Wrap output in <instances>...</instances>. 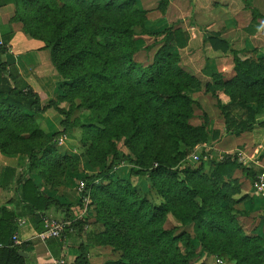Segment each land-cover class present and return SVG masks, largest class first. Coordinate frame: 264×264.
<instances>
[{"label":"rangeland","instance_id":"374dc122","mask_svg":"<svg viewBox=\"0 0 264 264\" xmlns=\"http://www.w3.org/2000/svg\"><path fill=\"white\" fill-rule=\"evenodd\" d=\"M93 9L89 13L78 7L58 10L55 13V20L53 15H51L53 19L49 18V28H47L48 34H51L49 36L57 38L56 41H59L62 46L68 43L65 41L68 30L78 25L83 28L87 24V32L82 31V34L75 39L77 45L83 46L89 38L93 42L98 41L97 38L100 37L98 28L104 25V21L93 13ZM262 9L264 11L263 6ZM187 10L185 8L188 14L189 9ZM157 12L160 15L163 14ZM138 14L124 12L120 17H116L129 23L128 30L133 42L132 60L138 65L147 66L153 63V56L159 48L154 42H159L161 39L156 32L162 28L155 29L154 26L160 27L165 24L159 22L158 14ZM52 20L54 24L50 23ZM168 25L171 29L180 28L184 31L182 26L194 25V21L187 17L177 22L173 20ZM54 26H58L56 30ZM201 34L202 39L207 41L208 34L206 35L203 31ZM188 35L190 40V34ZM187 47L188 44L183 49L174 47L170 53L173 57H177V66L190 75L184 71V67L191 66L190 62L186 58H181L184 54L192 53L186 51ZM46 49L50 54L49 48L46 47ZM196 50L193 48V53L201 55L207 53L204 46H199ZM258 51V48L252 50L246 59H256L254 56L258 54ZM97 53H99L98 50ZM106 53L109 52L106 50ZM116 54L115 51L111 52V58L116 59ZM195 64L199 65V62ZM205 68L216 73L214 66L210 68L205 63ZM53 69L50 80L53 83L50 87L55 88V92L43 100L44 112L34 115V135L30 132L25 134L23 130H20L22 126L15 125L17 135L22 134L21 137L28 140L21 142L14 138V134L11 135L6 149L12 154L4 156L25 159L24 153L32 150L35 156L38 155L37 158L45 155L42 151H48L51 154H47L46 157L58 155L60 159H65V168L62 165L53 170L46 168L49 176L46 182L34 168L28 175L32 176L44 195L57 199L69 209L71 219L83 221L86 233L97 236L103 231L112 232V228L105 227L103 221L97 222L101 218L107 220L106 224L116 226L112 233L120 247L118 252L109 246L93 245L92 240H88V246H102L109 249L112 260L125 254L142 262L141 264H159L160 259L166 260L165 264H171L177 255L186 264H233L226 251L222 249L213 251L208 242L203 240V235L199 234L195 228L194 220L199 217V211L205 207L206 201L216 203V200V205L219 207H228L225 217L233 219L234 230L242 233L244 237L261 238L264 241V198L253 190L255 179L247 177L240 169L225 176L223 182L227 186L226 193L229 200L226 202L222 199L223 195H217L213 189L214 166L210 162L211 158L222 161L225 157L234 155L239 163L250 169L256 176L263 172V169L255 167L256 164L241 161L242 155L238 156V154L245 151L244 146L217 152L214 150V145L218 146L222 139L236 138L258 128L264 129V102L261 105H250V108L255 110L251 128L249 131L236 135L233 129L235 127H226L223 107H228V117L234 122L246 117L244 111L232 103L230 97L222 91L217 90L214 93L212 89L209 90L207 87L210 84H203L200 81L198 89L188 92L192 102L187 105L189 110L184 107L181 109L174 107L163 116L154 113L156 104L150 105L145 97L140 96L139 93L143 94L141 91H132L134 97L131 98L127 108L136 106L139 108L141 123L144 121L146 124L147 119H154L159 125L157 129L152 128L150 132L145 126L143 132L136 138L133 117L130 114L113 120L106 127L101 121L106 120L108 107L101 110L88 107L81 99L84 91L69 92L65 88L70 85V81L64 78L68 74L61 75L55 68ZM257 91L260 90L257 88ZM117 94L115 102L118 105L125 103L124 100L127 97L121 93ZM172 113H187L184 115L187 117L185 124L188 123L193 128H203V134L196 130L186 131L178 123L184 119L175 117L171 115ZM222 143L225 146L228 145L227 141ZM116 154L121 157L120 160L117 159ZM110 163L113 166L107 171ZM200 165L202 166L201 174L190 175V182H188L183 171L187 166L196 168ZM27 168L26 161L25 169ZM155 169H159L157 173L149 175ZM140 170H145L146 174L135 175L134 171ZM172 173H175V176H172ZM194 189L198 192L193 196ZM160 191L163 193L160 194ZM186 192L191 194L187 196ZM171 196L174 199H171ZM140 207L146 209V216L142 210L138 209ZM148 210L155 211L157 215H154L150 225H148L150 219ZM64 215L62 214L59 218L52 217L50 220L62 221ZM160 233L163 239L157 242ZM206 235L209 239L213 238ZM179 237L182 238V242L175 239ZM128 245L131 248H128ZM225 247L228 248L226 245ZM157 248L158 253L153 254L152 250ZM261 249L260 251L264 254V245ZM261 262L264 264V261Z\"/></svg>","mask_w":264,"mask_h":264},{"label":"trees","instance_id":"16d2710c","mask_svg":"<svg viewBox=\"0 0 264 264\" xmlns=\"http://www.w3.org/2000/svg\"><path fill=\"white\" fill-rule=\"evenodd\" d=\"M21 3V8L25 14L26 30L36 40L42 41L50 50V59L54 68L61 74H68L64 78L70 81L65 89L69 92L80 93L83 92L81 99L90 108H96L101 110L108 107V116L105 121H101L107 127L115 119H121L124 115H131L134 123V137L138 138L142 133L143 128L146 126L148 132L152 128L157 129V125L154 119H147L146 124L141 123L139 108L130 107V100L134 97L132 91H141L139 93L141 97H145L150 105L156 104L157 108L154 109V113H158L159 116H163L167 111L176 107L178 109L185 108L189 110L188 104L192 103L191 98L188 96V92L198 89L200 82L187 73L183 72L178 66V59L173 57L171 50L175 47L177 49H183L187 46L189 41L188 33L177 29H166L157 33V36H161L159 42L155 41L154 44L159 48L156 50L153 56V63L151 65L143 66L138 65L132 60L133 42L130 39V33L127 22L118 19L116 16L122 15L124 12H131L139 15L143 14L134 0H18ZM169 0H160L158 5V11L164 13ZM246 7L249 4L246 3ZM78 7L86 13L94 8L98 18L104 21V25L99 26L98 30L100 37L97 35L95 42L89 38L87 43L82 46L77 45L75 39L83 33L87 32V24L83 28L81 25L68 30L66 33L65 41L68 43L60 45L59 41L52 38L51 34H48L49 18L55 20V13L58 10L67 8ZM253 21L262 19L256 10H251ZM53 15V18L52 16ZM50 23L54 24V21ZM55 21V25H56ZM54 30L58 26H54ZM61 27V24H59ZM132 36V34H131ZM105 37V39L103 38ZM104 39V40H103ZM210 47L213 51H221L226 53L229 50L227 42L221 40L217 35H211L207 39ZM97 50L99 53H97ZM106 50L110 53H106ZM115 51L116 59L111 58V52ZM5 52L4 48H0V56ZM96 52V53H95ZM234 55V77L228 81H222L221 76L210 69H206V76L212 79V83L207 88L215 93L220 90L226 96H229L232 103L236 104L238 108L244 111L246 117L238 122L230 120L228 117V107H223L224 119L226 127L232 126L236 135L249 131L251 128V122L255 116V110L250 108L251 104L261 105L264 102V57L249 60H240L235 53ZM102 58V60H99ZM174 58V59H173ZM173 62V63H172ZM15 77L6 75L5 66L0 64V151L3 155L12 154L6 149V145L9 144L10 136L14 134V138L18 141L27 142L28 138H24L21 135H17L15 125H20L24 133L30 132L34 135V115L44 112L39 98L30 89L22 90L17 85ZM14 81V85L11 84ZM257 88L260 91H257ZM258 92V93H257ZM121 93L125 95V103L118 105L115 102V98ZM258 95V96H257ZM264 104V103H263ZM177 105H184L178 107ZM184 114L175 113L171 114L175 117H182L184 121H178V123L188 132L196 130L201 135L203 134V128H193L190 125L185 124L187 117ZM25 125V126H24ZM31 126L30 128L28 126ZM112 125V124H111ZM22 131V133H23ZM217 136V134H215ZM214 135V137H215ZM138 144V142L136 143ZM147 144V143H145ZM49 145V144H48ZM47 145V147H48ZM45 155L38 157L34 155V151L28 150L26 153V161L28 162V168L26 174H29L31 170H34L40 175L43 181L48 179V171L63 166L65 168V159H60L58 155L47 156L51 154L48 151H42ZM54 152L55 151H51ZM17 153V152H14ZM21 154V152L18 151ZM38 154V152H37ZM118 160L121 159L116 154ZM127 160L131 161L129 158ZM211 164L213 169V189L217 195H223L222 199L226 202L228 195L226 193L227 186L224 185V177L230 175L234 170L240 169L247 177L255 179L256 175L251 173L250 169L238 162L237 158L233 156H227L222 161L211 158ZM112 163L107 168L109 171L112 168ZM9 173L5 176L13 177L14 170L8 169ZM159 169L152 170L149 175L157 173ZM186 175L185 178L190 182V175L198 176L202 172V166L196 168H187L183 171ZM137 176H144L145 170L135 172ZM175 176V173H172ZM16 188L21 190L19 195L22 204L28 208L31 215H44L49 212L50 209H54L56 212L65 214L62 220L65 225L64 233L69 231L76 232L77 235H85V239L92 240L93 245L109 246L114 251L120 248L115 242L116 226L113 224H106V219H99V223H102L107 228H112V232L103 231L97 236L86 233L84 230V222L71 219V212L67 207H64L57 199L45 197L44 194L38 189L33 179H24L23 175H20L15 181ZM215 187V188H214ZM186 189L184 188V191ZM198 190L192 191L193 196L196 195ZM160 194L163 191L159 192ZM190 192H186V195H190ZM171 199H174L171 196ZM219 199V198H218ZM205 203V201H204ZM217 203V200H216ZM212 201H206L205 207H202L199 211V217L195 218L196 231L203 235V240L207 241L210 248L215 250H224L230 256L233 264H261L264 261V254L261 252L264 245V241L261 238H247L242 233H239L236 229H233V219L231 217L226 218L228 207H219ZM142 210V213L146 216V209L143 207L138 208ZM164 209V208H161ZM158 211V210H157ZM148 216L150 221L156 215L155 211L148 210ZM2 217L0 218V244L12 237L16 231V225L13 220L17 219V215L12 217L5 210H1ZM7 219V225H4ZM3 220V221H2ZM12 220V221H11ZM235 228V227H234ZM63 233V235H64ZM213 236L212 239L207 238V235ZM164 235V234H163ZM165 235L169 236L168 233ZM160 238V239H159ZM157 242L163 239L162 233L159 234ZM177 241L182 242V238H175ZM231 241V244L229 242ZM159 244V243H158ZM228 246L227 247H225ZM88 246V244H87ZM128 248H131L128 245ZM20 246H14L12 241L8 245L7 249H0V264H24V259L18 255ZM124 249V248H123ZM261 249V251H260ZM153 254H157L158 248ZM80 256L76 260L75 264H88L86 261L87 248L80 246ZM189 254V253H188ZM127 257V258H126ZM166 260L160 259L159 264H165ZM142 262L134 260L130 256L123 254L116 260H108L103 264H141ZM171 264H186L184 260L176 256L175 260Z\"/></svg>","mask_w":264,"mask_h":264},{"label":"crops","instance_id":"0c3cea01","mask_svg":"<svg viewBox=\"0 0 264 264\" xmlns=\"http://www.w3.org/2000/svg\"><path fill=\"white\" fill-rule=\"evenodd\" d=\"M134 2L146 14H158L160 0H134ZM245 2L249 4V7H246ZM21 3L18 0H0V38L5 50L0 56V64L5 66L7 76L11 75L17 79L15 81L19 88L30 89L37 95L42 105L43 100L55 92V88L50 87L53 83L50 80L54 67L45 44L34 39L26 30L25 14ZM262 6L264 7V0H169L164 15H157L159 22L165 25L154 26V28H162L156 32L159 33L169 29L168 24L173 20L177 22L187 17L192 18L194 25L182 26L183 30L190 34L186 51L192 52L181 57L186 58L191 64L184 67V71L197 78L199 82L211 85L213 81L206 76L205 63L210 68L214 66L216 73L225 82L234 77L233 53L244 60L252 50L258 48V54L256 53L254 58L264 56V21L262 19L253 21L251 14V10H256L261 18H264ZM185 8L186 11L189 9L188 14ZM201 31L208 34L207 39L211 35L219 36L221 40L228 43L229 50L226 53L213 51L209 43L202 39ZM199 46H204L207 52L205 55L193 53V48L196 50ZM196 62H199V65L195 64ZM14 83L11 81V84L14 85ZM224 141L228 142L227 146L222 143ZM238 146L245 147V151L238 154V156L242 155L241 161L254 163L255 167L264 171V129L258 128L236 138L222 139L218 146L214 145V150L221 152ZM25 165L26 158H8L0 153V218L3 209L12 217L17 215V219L24 221L25 224L19 227L15 219L13 220L16 225L15 232L20 240L19 252L26 256L22 257L24 264H46L52 259H62L66 264H75L80 256V246L89 248L86 253L88 264H103L112 260L109 249L102 246H87L85 235H77L74 231L64 233L60 239L41 241L37 238V234L46 231L49 220L52 217H61L62 213L50 209L44 215L35 213L31 215L28 208L26 209L22 204L19 198L21 190L16 188L15 181L20 175H23L24 179H33L26 174ZM8 169L14 170L12 178L5 176L9 173ZM3 220L6 221L4 225H7V219L3 218ZM11 238L1 243L0 249H7Z\"/></svg>","mask_w":264,"mask_h":264},{"label":"built area","instance_id":"2783aa9c","mask_svg":"<svg viewBox=\"0 0 264 264\" xmlns=\"http://www.w3.org/2000/svg\"><path fill=\"white\" fill-rule=\"evenodd\" d=\"M4 47V43L0 38V48ZM253 190L264 197V171L256 176L254 183H253ZM15 223L21 227L25 223L24 221H21L20 219H15ZM65 223L63 221H56V220H50L48 228L46 231L41 232L37 234V238L41 241L47 240V239H60L63 236ZM11 241L14 246H20V240L18 239L17 232H14ZM46 264H66L64 260L62 259H52Z\"/></svg>","mask_w":264,"mask_h":264},{"label":"water","instance_id":"95a60500","mask_svg":"<svg viewBox=\"0 0 264 264\" xmlns=\"http://www.w3.org/2000/svg\"><path fill=\"white\" fill-rule=\"evenodd\" d=\"M18 255L21 257H26L22 252H19Z\"/></svg>","mask_w":264,"mask_h":264}]
</instances>
